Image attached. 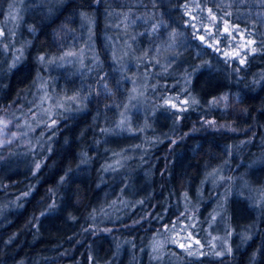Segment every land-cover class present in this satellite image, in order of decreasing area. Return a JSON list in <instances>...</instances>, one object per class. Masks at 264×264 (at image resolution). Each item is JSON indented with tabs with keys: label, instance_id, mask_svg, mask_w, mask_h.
Wrapping results in <instances>:
<instances>
[{
	"label": "trees",
	"instance_id": "16d2710c",
	"mask_svg": "<svg viewBox=\"0 0 264 264\" xmlns=\"http://www.w3.org/2000/svg\"><path fill=\"white\" fill-rule=\"evenodd\" d=\"M9 1L0 0V20ZM192 2L201 8L198 23L185 11ZM57 3L28 8L22 27L28 47L19 65L9 73L2 68L9 75L7 82L0 80V114L19 104L41 56L60 54L84 32L83 17L95 21L94 41L107 71L90 81L87 110L56 127L51 151L39 167L0 164V206L24 196L0 225V264H148V237L181 213L182 194L188 201L196 198L205 175L224 164L227 178H233L264 156V0ZM115 13L133 22L138 65L150 82L147 101L178 97L187 103L172 110L171 122L166 109L154 121L167 118V127L151 132V139L155 133L161 139L147 153L149 174H139L147 188L128 202L140 199V204L107 216L110 197L130 187L117 185L110 174L102 177L108 153L101 146L102 131L113 123L129 90L128 82L111 71L104 40L107 17ZM226 23L231 34L224 31ZM241 44L238 56L227 55ZM203 197L205 205L214 198ZM254 212L248 239L233 242L232 253L184 254L180 264H264V200Z\"/></svg>",
	"mask_w": 264,
	"mask_h": 264
},
{
	"label": "rangeland",
	"instance_id": "374dc122",
	"mask_svg": "<svg viewBox=\"0 0 264 264\" xmlns=\"http://www.w3.org/2000/svg\"><path fill=\"white\" fill-rule=\"evenodd\" d=\"M57 2L59 0L7 2L0 20V80L7 82V74L25 57L28 42L22 27L28 8L33 3H43L49 9L51 4ZM185 11L194 23L203 17L197 3H190ZM107 20L110 30L104 35V40L112 63L111 71L116 72L118 78L127 81L129 85L116 118L102 131L101 146L108 152L105 154L107 159L102 177L106 180L105 176L110 174L117 185L130 183L125 193L119 191L122 194L119 203L117 192L116 200L112 196L109 202L107 200L106 205L110 208H106L105 213L109 210L106 215L110 216L118 212L122 214L125 208L132 209L135 204H140V199H134L133 205L128 202L130 196L141 195L147 188L139 174H149L144 166L147 153L161 139L158 133L151 139V132L153 129L158 131L167 127V118L160 116L159 121L155 124L154 121L159 112L166 109L171 122L172 110L182 107L185 101H178V97L147 101L150 82L138 65L141 56L131 38V34L135 33L133 22L127 16L116 17V13L109 15ZM94 27L93 19L83 17L84 32L60 54L41 56L38 71L19 104L0 114V121L7 124L6 128L0 124V128H3L0 132V164L8 165L10 169L25 163L32 168L40 166L51 151L50 145L55 140L56 127L61 120L87 110L90 81L101 78L107 71L94 41ZM244 36L242 34V38ZM241 45L243 47L233 48L232 56H238L236 53L244 48V44ZM2 68L8 73H2ZM73 97L76 99L73 100ZM251 162L243 168L241 176L233 178H227L224 164L205 175L196 198L190 197L188 201L186 195L182 194L181 201H178L181 213L174 215L175 219L169 226L162 227L148 237V244L144 248L150 259L148 264H180L184 254L189 253H194L190 256L219 258L233 252V242L248 239L249 235L245 233L250 232V225L255 218L254 210L258 211L264 200V156L254 158ZM129 172L134 177L127 181L125 176ZM207 193L214 198H208L210 204L205 205L207 199L203 196ZM21 197L0 206V225L10 209L19 207ZM229 203L232 205L230 209Z\"/></svg>",
	"mask_w": 264,
	"mask_h": 264
},
{
	"label": "snow or ice",
	"instance_id": "6c2138e0",
	"mask_svg": "<svg viewBox=\"0 0 264 264\" xmlns=\"http://www.w3.org/2000/svg\"><path fill=\"white\" fill-rule=\"evenodd\" d=\"M209 12L211 13V10H209ZM211 18H212L213 20L216 19V17H215L214 15H213ZM209 31H211V30L209 29ZM224 31H225L226 33H228V34H231L230 31H229V26L227 25V23H226L225 26H224ZM200 39H201V41H203V40H204V37H200ZM247 43H248L249 45H251V44L254 43V41H247ZM209 46L211 47V45H209ZM241 47H243V45H241ZM252 51H256V49L253 48ZM69 55H71V53H69ZM227 55H228V56H232L233 54H232V53H227ZM236 55H239V53H236ZM41 59H43V58H41ZM240 62H241V63H244V60L242 59ZM72 99L75 100L76 98L73 97ZM192 102L195 103V100H193ZM185 103H187V101H185ZM173 107H175V105H173ZM53 123H55V122L53 121ZM0 124L3 125V128H6V127H7V124H6L5 122H3V121H0ZM3 128H0V132L3 131ZM37 167H39V165H37ZM180 246H181L182 248L184 247L183 245H180ZM189 254H190V255H193L194 253H189Z\"/></svg>",
	"mask_w": 264,
	"mask_h": 264
}]
</instances>
